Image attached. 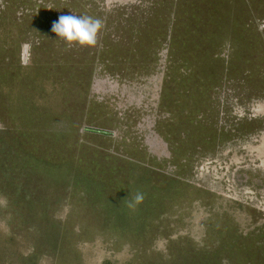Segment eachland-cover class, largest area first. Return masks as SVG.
<instances>
[{
	"label": "rangeland",
	"instance_id": "rangeland-1",
	"mask_svg": "<svg viewBox=\"0 0 264 264\" xmlns=\"http://www.w3.org/2000/svg\"><path fill=\"white\" fill-rule=\"evenodd\" d=\"M0 264H264V0H0Z\"/></svg>",
	"mask_w": 264,
	"mask_h": 264
},
{
	"label": "clouds",
	"instance_id": "clouds-1",
	"mask_svg": "<svg viewBox=\"0 0 264 264\" xmlns=\"http://www.w3.org/2000/svg\"><path fill=\"white\" fill-rule=\"evenodd\" d=\"M102 26V21L98 18L71 14L59 16L58 21L53 22L51 31L55 33L56 39L62 41L69 49L74 46L93 48L97 45ZM143 200L144 195L137 193L134 200L128 203V208L135 210Z\"/></svg>",
	"mask_w": 264,
	"mask_h": 264
},
{
	"label": "trees",
	"instance_id": "trees-1",
	"mask_svg": "<svg viewBox=\"0 0 264 264\" xmlns=\"http://www.w3.org/2000/svg\"><path fill=\"white\" fill-rule=\"evenodd\" d=\"M2 156H5L6 158H8V157H9V154L2 155ZM43 173H44V172H43ZM25 178H26V179H27V181H28V178H29V177H28V178H27V177H25ZM31 179H32V178H31ZM26 193H27V192H26ZM23 195H25V194L23 193ZM26 195H27V194H26ZM27 196H28V195H27ZM20 197H21V198H23L22 196H20ZM31 197H32V196H31ZM21 198H20V199H21Z\"/></svg>",
	"mask_w": 264,
	"mask_h": 264
}]
</instances>
